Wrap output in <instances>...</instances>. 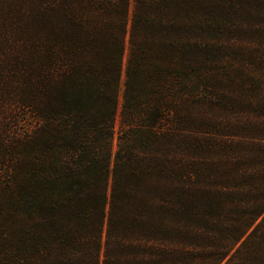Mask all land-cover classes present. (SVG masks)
Segmentation results:
<instances>
[{"label": "trees", "instance_id": "16d2710c", "mask_svg": "<svg viewBox=\"0 0 264 264\" xmlns=\"http://www.w3.org/2000/svg\"><path fill=\"white\" fill-rule=\"evenodd\" d=\"M0 6L31 7L0 264H264V0Z\"/></svg>", "mask_w": 264, "mask_h": 264}, {"label": "rangeland", "instance_id": "374dc122", "mask_svg": "<svg viewBox=\"0 0 264 264\" xmlns=\"http://www.w3.org/2000/svg\"><path fill=\"white\" fill-rule=\"evenodd\" d=\"M31 13L29 6H0V137L4 138L8 147L14 145L16 133V100L18 73V42L28 29L27 23ZM237 56L222 57L223 63L237 65ZM215 68H218L217 66ZM215 75H222L216 72ZM125 75H123V82ZM119 130V121L116 131ZM1 139V138H0ZM116 148V145H115ZM10 154L0 145V169L12 162ZM4 175V174H2ZM5 178L0 175V204L3 197L2 183ZM2 182V183H1ZM1 207V206H0Z\"/></svg>", "mask_w": 264, "mask_h": 264}]
</instances>
